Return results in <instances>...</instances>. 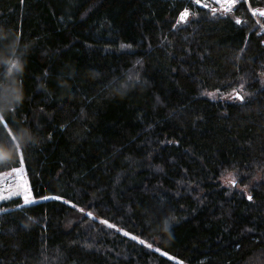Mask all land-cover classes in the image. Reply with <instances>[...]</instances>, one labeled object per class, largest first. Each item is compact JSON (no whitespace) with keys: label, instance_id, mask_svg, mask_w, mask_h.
Masks as SVG:
<instances>
[{"label":"trees","instance_id":"trees-1","mask_svg":"<svg viewBox=\"0 0 264 264\" xmlns=\"http://www.w3.org/2000/svg\"><path fill=\"white\" fill-rule=\"evenodd\" d=\"M252 9L264 0L227 13L202 0H0V173L21 166L34 200L0 203V264H264V181L249 186L264 172Z\"/></svg>","mask_w":264,"mask_h":264},{"label":"rangeland","instance_id":"rangeland-1","mask_svg":"<svg viewBox=\"0 0 264 264\" xmlns=\"http://www.w3.org/2000/svg\"><path fill=\"white\" fill-rule=\"evenodd\" d=\"M212 1H206V2L211 6H214V7L216 6L218 8V10L220 11V13H223L224 12L223 11L224 5L222 3H220V4L217 3V1L216 2H214V1L212 2ZM237 2H238V0H235V2L232 4L231 8ZM224 3H227V0H224ZM206 97H208L209 99H212V100H220V101H234V99H235L234 93L219 94L217 92H210V93L206 94ZM220 181H221L223 186L230 187V185L233 183V181L234 182L236 181V178H235L233 173H228L224 177H222L220 179ZM260 181H264V172L258 171L252 175L249 186H251L254 183H258ZM21 183L29 189L24 170L21 166L19 168H16V171H14V169H13V170L8 171V172L0 173V195L5 197L3 199H0V203L11 200V199L20 198L22 200V204L25 205L24 199H23V190H22V188L17 187ZM249 186L237 187V189L239 191H242L243 193H245L247 195V191H248ZM13 192H19L20 194L13 195L12 194ZM27 194L29 196V199L33 200L31 198L30 191H28Z\"/></svg>","mask_w":264,"mask_h":264},{"label":"snow or ice","instance_id":"snow-or-ice-1","mask_svg":"<svg viewBox=\"0 0 264 264\" xmlns=\"http://www.w3.org/2000/svg\"><path fill=\"white\" fill-rule=\"evenodd\" d=\"M195 2L196 3H199V0H195ZM234 2H235V0H227V3H224V0H217V3H222L224 5L223 6V11L225 13H227L228 11H230L231 6H232V4ZM213 11L215 12V9H213ZM189 14L190 13H189L188 9L185 8V10L180 13L179 20L180 21H184L189 16ZM253 14L255 15L256 13L254 12ZM259 15L260 16H264V11L259 12ZM236 23L239 24L240 21L237 20ZM9 37H11V36H9ZM14 38H16V37H14ZM7 43H8V40L7 39H0V53H2L3 55H5L6 52H7V47H5V45H7ZM4 63L10 65V67H8V69H7V72L9 74V76L12 74L13 69H15L17 73H19V71H20V65H19V63H18L17 60H15V59L14 60H4ZM262 75H264V73H262ZM131 79H133V77L131 75H129V80H131ZM5 83H8V78L7 77H5ZM241 87H243V86H241ZM235 98L236 99H240V100H243L244 99V97L241 96V95H239V94H237ZM18 102H19V93H18L16 87L13 86L10 90L8 88H5L4 89V109H5V112L10 111L11 110V107H14L16 104H18ZM4 119H5V116L0 115V120H4ZM10 122H11V118L8 117L7 118V121L5 123V127H7V124L10 123ZM8 135H11V133L9 132ZM25 135H27L26 132H23V130H21V138H23V136H25ZM12 163H14V160L13 159L10 160L7 163H4V165L5 166H8L9 164H12ZM20 163H21V165L24 164V160H23V157L22 156H21ZM14 171H16V169H14ZM233 183H234V181H233ZM17 187L18 188H22V190H23V199H24V203L25 204H28V203L33 202V200H30L29 199V196L27 194L28 191H29V189L26 186H24L21 183ZM12 194L15 195V194H20V193L19 192H13ZM3 198H5V197L2 196V195H0V199H3ZM49 198L54 199V200H60V199H62L61 197H58V196H55V197H42V199H49ZM248 199L251 200L252 197L249 196ZM65 203H67V201H65ZM73 207H75V205H73ZM80 211H83V209H81ZM88 215L91 216V213H88ZM101 223L108 224V227L109 228H112L113 227V225L110 224V223H108L107 221H101ZM169 226H170V220H166L165 221V228L167 229ZM124 235L125 236H128L129 233L125 232ZM136 238L137 237H135V236L132 237V239H136ZM140 243L143 244L144 241L141 240Z\"/></svg>","mask_w":264,"mask_h":264},{"label":"clouds","instance_id":"clouds-1","mask_svg":"<svg viewBox=\"0 0 264 264\" xmlns=\"http://www.w3.org/2000/svg\"><path fill=\"white\" fill-rule=\"evenodd\" d=\"M7 37H8L7 36V33L4 30L0 29V39H7ZM11 44H12V46H15L16 48L22 46V45L19 44V41L16 38H14V37H13V39L11 41ZM27 47H29V46L27 45ZM18 63L22 67L23 61H19L18 60ZM21 97H22V92H21ZM13 158H14V155H6L5 158H4V160L2 162L3 163H7L10 160H12Z\"/></svg>","mask_w":264,"mask_h":264},{"label":"built area","instance_id":"built-area-1","mask_svg":"<svg viewBox=\"0 0 264 264\" xmlns=\"http://www.w3.org/2000/svg\"><path fill=\"white\" fill-rule=\"evenodd\" d=\"M202 1L206 2V1H212V0H202ZM213 1L216 2L217 0H213ZM261 11H264V9H252V10H250V14L255 19V21L257 22V24L260 26V32H264V26L261 25V23L259 21L260 18H264V16H260L259 15V12H261ZM254 12L256 13L255 15L253 14Z\"/></svg>","mask_w":264,"mask_h":264}]
</instances>
